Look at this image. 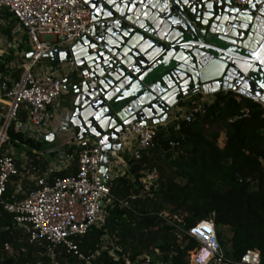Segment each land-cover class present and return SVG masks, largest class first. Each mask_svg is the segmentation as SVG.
Masks as SVG:
<instances>
[{
    "label": "built area",
    "instance_id": "built-area-1",
    "mask_svg": "<svg viewBox=\"0 0 264 264\" xmlns=\"http://www.w3.org/2000/svg\"><path fill=\"white\" fill-rule=\"evenodd\" d=\"M247 4L248 0H238ZM92 9L85 0H0V23L8 26L15 20L19 29L27 32L32 45L31 51L20 48V43L14 41L15 56L23 59L16 64L13 61L7 68V75L0 72V103L6 104L7 116L0 131V206L14 215V219L28 235L30 243H40L46 247V254L53 263L59 264L60 249L77 256V264H103L96 261L104 251L122 264H154L148 254L133 259L130 252L116 240V236L107 229L101 237L95 251L85 254L79 250L77 238L87 234L92 228L104 229L107 225L110 207L114 198L112 182L130 173L129 160H139L142 152L155 146V137L160 127L172 126L180 130L181 121L194 113L204 114L206 108L215 99V93L208 86L180 98L167 110V118L160 123L153 120L131 121L124 125L118 141L120 149H111L109 160L106 162L108 176L102 172L104 160L103 146L93 137H78V133L70 129L66 141L68 146L77 147L78 170L76 174L63 177H51L44 172L37 174V166L33 164L18 165V157L12 151L1 152V145L8 140L7 129L12 120L16 121V131L22 132L25 138L36 141L45 140L52 133V122L58 116L61 108V96L65 89V76L78 71L75 60L61 62L60 68L47 71L39 62L54 46L69 45L77 42L87 34L92 21ZM9 14V16H6ZM52 37L53 40L47 39ZM19 48V51L17 50ZM9 53V52H8ZM29 58L26 60V58ZM21 68L19 78L13 76V70ZM64 74H62V72ZM89 79V74L83 75ZM236 90L223 86L221 91L227 93L233 90L239 95L241 84ZM246 96V95H244ZM247 97V96H246ZM238 96V100H240ZM263 107L264 100L252 98ZM21 112L25 117H21ZM226 137L219 138L223 146ZM172 147L175 142H170ZM16 181V193L21 198H6L8 185ZM160 172L157 167L144 170L139 179L141 192L131 195L154 198L160 188ZM35 183L36 188L27 190L25 181ZM129 205V200L121 201ZM160 215L175 227L174 234L183 247L192 240L197 243L188 249L191 264H264L259 248L248 249L241 261L233 263L227 259L224 248L220 243L215 222V213L201 219L196 225L187 226L181 214L163 210ZM5 249H10L5 243ZM157 253H160L156 249ZM204 253L208 255L204 257ZM248 257L247 260L244 257ZM202 257H204L202 259Z\"/></svg>",
    "mask_w": 264,
    "mask_h": 264
},
{
    "label": "trees",
    "instance_id": "trees-1",
    "mask_svg": "<svg viewBox=\"0 0 264 264\" xmlns=\"http://www.w3.org/2000/svg\"><path fill=\"white\" fill-rule=\"evenodd\" d=\"M0 31L14 39L13 28L4 29L0 24ZM20 48L31 50L28 43L20 44ZM8 52L0 55V72L5 74L6 67L18 59L13 49ZM22 70L15 68L13 76L19 78ZM7 107L0 103V128L6 122ZM15 125L16 121L12 120L8 126L6 145H13L19 153L26 150L27 154L35 156L42 142L25 138L22 132L16 131ZM221 135L226 137L223 146L219 144ZM170 142H175V146ZM5 146L1 145V150ZM74 149L77 153L75 145L68 146L67 151L72 153ZM129 164L130 173L112 182L114 202L106 227H94L77 238L81 252L95 251L107 229L133 259L148 254L154 264H191L188 249L197 242L192 240L186 247L178 242L175 227L160 215L167 209L181 214L187 226L196 225L215 213L218 237L227 259L236 263L248 249L259 248L264 261V117L263 107L254 99L233 90L216 92L204 114L188 116L181 121L178 131L172 126L160 127L155 146L144 150L141 159L129 160ZM18 165H21V157H18ZM150 167H157L160 172V188L155 197L131 199V195L141 192L139 179ZM53 175L69 174L56 171ZM13 179L6 193L9 200L23 197L16 193L17 177ZM25 188L29 191L36 185L26 180ZM123 200H129V205L122 204ZM24 232L14 215L0 206V264H37L36 247L51 260L43 244L28 242V248L24 247L22 235L28 236ZM8 242L16 250L6 256L5 243ZM60 251L61 264L79 262L77 256ZM96 262L123 263L106 251Z\"/></svg>",
    "mask_w": 264,
    "mask_h": 264
},
{
    "label": "water",
    "instance_id": "water-1",
    "mask_svg": "<svg viewBox=\"0 0 264 264\" xmlns=\"http://www.w3.org/2000/svg\"><path fill=\"white\" fill-rule=\"evenodd\" d=\"M85 1L89 32L45 57L77 62L75 83L65 85L74 93L69 127L103 146V173L125 124L163 122L203 85L218 92L239 83L240 94L264 100V0Z\"/></svg>",
    "mask_w": 264,
    "mask_h": 264
},
{
    "label": "crops",
    "instance_id": "crops-1",
    "mask_svg": "<svg viewBox=\"0 0 264 264\" xmlns=\"http://www.w3.org/2000/svg\"><path fill=\"white\" fill-rule=\"evenodd\" d=\"M47 39L53 40L52 37H47ZM23 49L26 50V48ZM17 58L21 59L20 57ZM42 60L43 62L40 66H42L47 71L56 70L60 68L61 65L60 61L53 60L50 57H44ZM61 72L62 74H64L63 71ZM76 74H78L77 70L73 71L72 75L65 76L66 86H72L75 83L74 77ZM73 98H74L73 91L64 89V92L62 93L61 96L62 108L58 116L52 122V127H51L52 133L56 134V138L53 141H49L47 138L43 141H40L42 142V146L37 153L34 152L35 156H31L27 154V151L22 155L20 154L19 156V158L21 157V162L23 161V163L21 164L26 163L28 165L29 164L37 165L38 175H41L44 172H48L51 174V177H54L53 174L56 171H66L68 174L77 173L78 170L77 153L75 149L72 153H68L67 151L68 145L66 144V141L70 136V131H71L70 129L76 131V129H74L73 127H70V129L67 128L69 126V121L72 114L71 105Z\"/></svg>",
    "mask_w": 264,
    "mask_h": 264
},
{
    "label": "rangeland",
    "instance_id": "rangeland-1",
    "mask_svg": "<svg viewBox=\"0 0 264 264\" xmlns=\"http://www.w3.org/2000/svg\"><path fill=\"white\" fill-rule=\"evenodd\" d=\"M3 27H4V29H8L9 27H10V29L13 28L12 35H13L14 39L12 40L6 32L0 31V55L2 53H4V54L8 53V51H10L12 44L15 40L18 41L20 44L28 43L30 46V49H32V45H31V42L29 40V36H28L27 32H25L22 29H19V25L17 24V22L15 20H14V22H10V24L8 26H3ZM27 40H28V42H27ZM13 50L16 51L14 48H13ZM17 50L19 51V48ZM27 59H29V58L27 57L26 60ZM21 62H23V59H18L17 61H15L16 64H19ZM42 62H43V60H41L39 62L38 66H40L42 64ZM21 114L24 115L22 112H21ZM1 130H2V127L0 128V131ZM6 144L7 143H3L2 145L5 146ZM48 145H51V144H48ZM7 150L14 152L15 156H17V157H19L20 154L22 155L26 152V150H23L21 153H19L18 149L11 144L6 145L5 149L4 150L2 149L1 152L7 151ZM21 163H23V161ZM22 237H23V239H21V241L25 242L24 247L27 249L29 238H28V236L26 237L25 235H22ZM9 245H10V249H8V250L5 249V251L7 252L6 256L13 254L14 250H16V249H14L13 244L9 243ZM35 249H37V250H35V253H34V255L37 259V264H55L52 262V260L48 261L47 257L41 251L39 252L38 247H36ZM0 261H2L1 257H0ZM58 262H59V264H61L60 260H58ZM15 264H18V263H15ZM28 264H31V263H28Z\"/></svg>",
    "mask_w": 264,
    "mask_h": 264
},
{
    "label": "clouds",
    "instance_id": "clouds-1",
    "mask_svg": "<svg viewBox=\"0 0 264 264\" xmlns=\"http://www.w3.org/2000/svg\"><path fill=\"white\" fill-rule=\"evenodd\" d=\"M207 255H208L207 253H204V257H206ZM204 257H202V259H203ZM244 259L247 260L248 257L246 256V257H244Z\"/></svg>",
    "mask_w": 264,
    "mask_h": 264
}]
</instances>
